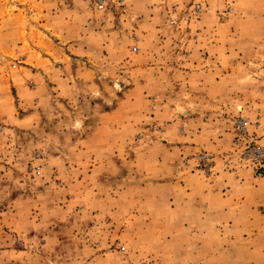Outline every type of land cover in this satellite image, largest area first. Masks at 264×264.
Masks as SVG:
<instances>
[{"label":"rangeland","instance_id":"rangeland-1","mask_svg":"<svg viewBox=\"0 0 264 264\" xmlns=\"http://www.w3.org/2000/svg\"><path fill=\"white\" fill-rule=\"evenodd\" d=\"M0 264H264V0H0Z\"/></svg>","mask_w":264,"mask_h":264}]
</instances>
